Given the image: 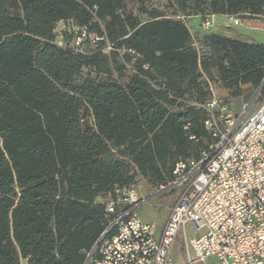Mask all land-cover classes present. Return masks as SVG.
I'll list each match as a JSON object with an SVG mask.
<instances>
[{"label": "trees", "instance_id": "trees-1", "mask_svg": "<svg viewBox=\"0 0 264 264\" xmlns=\"http://www.w3.org/2000/svg\"><path fill=\"white\" fill-rule=\"evenodd\" d=\"M145 1L0 0V264H85L104 198L138 175L159 188L208 149L210 79L233 95L264 81V43L142 18ZM174 1L184 18L264 12V0ZM60 22L86 31L79 45L67 30L55 43ZM128 63L126 81L111 76ZM84 68L97 76L78 81Z\"/></svg>", "mask_w": 264, "mask_h": 264}, {"label": "built area", "instance_id": "built-area-1", "mask_svg": "<svg viewBox=\"0 0 264 264\" xmlns=\"http://www.w3.org/2000/svg\"><path fill=\"white\" fill-rule=\"evenodd\" d=\"M200 28L213 31L215 15ZM81 32L76 45L86 34ZM55 35L64 46L62 34ZM210 89L205 127L215 141L199 159L176 162L173 178L157 188L179 189L163 227L138 216L137 207L150 199L140 195L138 183L116 187L103 199L108 223L89 264H175L172 250L180 235L194 254L189 264L210 256L222 264H264V100L236 114L225 96Z\"/></svg>", "mask_w": 264, "mask_h": 264}, {"label": "rangeland", "instance_id": "rangeland-1", "mask_svg": "<svg viewBox=\"0 0 264 264\" xmlns=\"http://www.w3.org/2000/svg\"><path fill=\"white\" fill-rule=\"evenodd\" d=\"M152 11L161 12L170 18L181 17L182 20H187V18L183 17L179 6L174 0H147L135 8V12L137 14H140L142 18L149 17V14ZM242 21L245 22V19H242ZM249 21L251 22L252 27H257L259 29H253L247 32L245 31L247 35L255 41L264 43V16H255L252 20ZM188 23H190L193 31L199 29L198 20H188ZM235 27L239 30H244V27L242 25ZM65 30H67L69 34H72L70 45H73L77 41V39L75 38L77 35L74 34L76 33L77 29L74 28L73 22H60L57 24L56 32L62 33ZM132 64L133 63H128L126 65V69H124L123 72L114 71L111 76L119 79L122 82L126 81ZM212 72L215 75L217 74L215 68L212 69ZM88 76H97V73L94 71V69L84 68L82 73L78 77V81H82ZM99 76L104 77L106 75ZM210 82L212 83L213 88L217 94L225 96L231 102L232 110L236 114L243 111H252L257 108L264 100V97L261 95V93L255 96L257 90L256 88H244L238 95H233L229 89L223 87L220 81H214L210 79ZM214 141L215 139L213 138L211 143H213ZM137 182L138 191L142 197L152 196L147 202H144L137 207L138 216L144 221L154 223L158 225L159 228H161L169 215L170 205L176 201L179 195V189L175 188L170 191H163L162 193L154 196L157 188L151 185L147 178L138 175ZM181 240L182 236L180 235L177 241Z\"/></svg>", "mask_w": 264, "mask_h": 264}, {"label": "crops", "instance_id": "crops-1", "mask_svg": "<svg viewBox=\"0 0 264 264\" xmlns=\"http://www.w3.org/2000/svg\"><path fill=\"white\" fill-rule=\"evenodd\" d=\"M229 16H231V15L215 14L216 28L213 31H217V32H220V33L225 34L227 36L243 39L246 41H255L254 39L250 38L246 33L247 31H250L253 29H259L257 27H252L251 26L252 24L249 21V20H252L255 16H252L249 14L239 15L238 18L240 19L241 23L238 25L234 24ZM186 18H187V20H185V21H186L187 25L189 26V28L191 29V31H192V27L190 26V23H188V20H198V23H199L198 26L200 29V23L203 20L200 15L187 16ZM242 19H245V22H243ZM241 25L244 27V30H239L235 27V26H241ZM248 87H251V84H246L243 86V88H248ZM174 203L175 202H173L169 208H171V206ZM166 220H165V222H166ZM156 226H157L158 230H160L163 227L162 226L161 228H159L158 225H156ZM172 256H173L175 264H189V260L194 259L193 252L191 250L186 249L183 241H177L176 242V244L174 245V248L172 250ZM22 263L28 264V261L23 260ZM191 264H222V263L220 262V260L217 257L210 256L205 261L194 260Z\"/></svg>", "mask_w": 264, "mask_h": 264}, {"label": "water", "instance_id": "water-1", "mask_svg": "<svg viewBox=\"0 0 264 264\" xmlns=\"http://www.w3.org/2000/svg\"><path fill=\"white\" fill-rule=\"evenodd\" d=\"M263 86H264V81L262 82V84H261V85L258 87V89L256 90L255 96L261 92ZM160 193H162L161 190L158 191V192H156V193L154 194V196L157 195V194H160ZM151 197H152V196H151ZM151 197H150V198H151ZM96 247H97V244L93 247V249H92V251L90 252V254H89V256H88L87 261H86L85 264H89V261H90V259H91V256H92V254L95 252Z\"/></svg>", "mask_w": 264, "mask_h": 264}]
</instances>
